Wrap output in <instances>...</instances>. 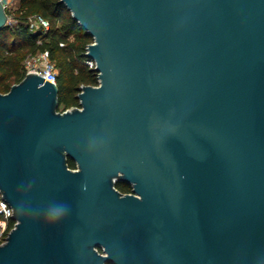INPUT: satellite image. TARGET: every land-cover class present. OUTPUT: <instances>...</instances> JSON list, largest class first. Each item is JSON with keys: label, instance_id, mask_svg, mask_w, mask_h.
Segmentation results:
<instances>
[{"label": "water", "instance_id": "1", "mask_svg": "<svg viewBox=\"0 0 264 264\" xmlns=\"http://www.w3.org/2000/svg\"><path fill=\"white\" fill-rule=\"evenodd\" d=\"M61 1L99 85L0 92V264H264V0Z\"/></svg>", "mask_w": 264, "mask_h": 264}, {"label": "trees", "instance_id": "2", "mask_svg": "<svg viewBox=\"0 0 264 264\" xmlns=\"http://www.w3.org/2000/svg\"><path fill=\"white\" fill-rule=\"evenodd\" d=\"M6 11L14 21L0 28V92L7 93L25 77L28 56L47 50L58 71V110L80 107V87L99 85L98 73L86 64L85 52L93 37L73 19L61 0H15L13 8ZM34 14L50 22L48 30L29 29L28 19ZM68 166L75 169L77 164L68 158ZM116 187L131 189L124 183Z\"/></svg>", "mask_w": 264, "mask_h": 264}, {"label": "built area", "instance_id": "3", "mask_svg": "<svg viewBox=\"0 0 264 264\" xmlns=\"http://www.w3.org/2000/svg\"><path fill=\"white\" fill-rule=\"evenodd\" d=\"M6 10L14 6V0H2ZM13 19L8 16V23H13ZM29 29L31 31L43 30L46 31L50 27V22L41 15L34 14L28 19ZM63 46L64 44L61 43ZM87 51V49H86ZM86 64L95 69L96 62L91 58L86 57ZM25 71L28 73H37L46 80L57 84L58 71L54 63L50 60V55L47 50L39 52L35 55H30L25 61ZM17 221L13 219V208L4 199L3 193L0 190V244H3L9 233L16 226Z\"/></svg>", "mask_w": 264, "mask_h": 264}, {"label": "flooded vegetation", "instance_id": "4", "mask_svg": "<svg viewBox=\"0 0 264 264\" xmlns=\"http://www.w3.org/2000/svg\"><path fill=\"white\" fill-rule=\"evenodd\" d=\"M117 183H123V182L117 181L116 184H117ZM124 184H126V185H130V184H127V183H124ZM115 186H116V185H115ZM130 186H131V189H130L129 191H128V190H127V191H121V190L118 189L117 187H116V188H117L121 193H123V194H132V193H133V187H132V185H130Z\"/></svg>", "mask_w": 264, "mask_h": 264}, {"label": "rangeland", "instance_id": "5", "mask_svg": "<svg viewBox=\"0 0 264 264\" xmlns=\"http://www.w3.org/2000/svg\"><path fill=\"white\" fill-rule=\"evenodd\" d=\"M14 4H15V0H14Z\"/></svg>", "mask_w": 264, "mask_h": 264}]
</instances>
